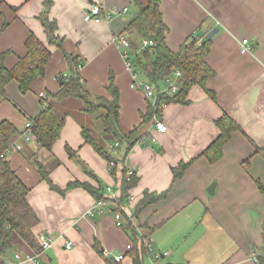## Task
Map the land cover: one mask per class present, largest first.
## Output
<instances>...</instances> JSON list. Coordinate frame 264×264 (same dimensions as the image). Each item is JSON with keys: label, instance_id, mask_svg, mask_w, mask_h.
<instances>
[{"label": "crops", "instance_id": "crops-1", "mask_svg": "<svg viewBox=\"0 0 264 264\" xmlns=\"http://www.w3.org/2000/svg\"><path fill=\"white\" fill-rule=\"evenodd\" d=\"M46 1L50 6L45 18L55 22L62 49L47 46L39 20ZM147 1L0 0V54H7L5 68L25 57L30 36L51 53L45 75L26 94L19 92L14 80L5 87V96H0V123H10L21 134L16 141L21 150H13L6 159L29 189L26 202L38 219L32 233L38 246L40 237L46 235L53 238V244L35 251L16 237V248L4 256L6 264H106L103 257L118 256H123L120 264H133L129 251L135 246L139 254L142 246L147 249L142 264H151L153 253L162 255L160 264H254L251 254L264 248V0L159 1L168 32L165 43L171 51L177 52L192 38L206 40L216 31L205 59L214 71L206 89L215 93L216 100L193 85L188 104L162 107L158 120L166 126L164 133L155 129L151 118L125 154V146L104 133L97 119L102 111H84L83 104L72 98L49 100L55 112L65 117L51 152L33 137L23 140L25 124L42 109L37 96L56 93L72 60L81 65L80 80L92 100H111L106 88L114 83L119 94L118 124L124 133L141 124L150 104L143 93L130 88L132 72L113 38L121 35L128 40L133 63L145 39L126 29L137 14L136 3ZM93 5H102L113 18L100 23L85 20ZM244 39L250 46L248 54L239 52L238 44ZM136 78L146 80L139 74ZM166 88L160 86L161 91ZM224 114L237 122L240 131L225 142L222 157L209 163L202 154L218 138L216 122ZM82 130L115 161L113 171L108 160L85 143ZM36 162L46 168L56 188L64 190L75 181L87 184L97 190L104 206L88 215L96 198L83 188L64 195L51 190L41 182ZM180 163L189 165L174 179L173 169ZM122 165L134 173L137 182L128 192L134 201H124L127 220L118 228L107 188L120 197ZM127 221L136 231L134 240ZM67 241L71 249L65 248Z\"/></svg>", "mask_w": 264, "mask_h": 264}, {"label": "trees", "instance_id": "trees-1", "mask_svg": "<svg viewBox=\"0 0 264 264\" xmlns=\"http://www.w3.org/2000/svg\"><path fill=\"white\" fill-rule=\"evenodd\" d=\"M159 1L148 0L145 5L137 2V14L126 29L127 31L133 29L141 39H150L155 44L151 49V54H149V49L136 54L133 61L134 73L153 83L157 92H161L160 86L163 84L167 86L169 84L168 81H174V74L178 71L180 78H178L176 83L177 91L172 94L168 92L158 94L154 107L148 105V112L143 116L141 124L135 127L133 131L124 133L118 124L119 94L114 83L111 81L106 88V91L112 97L111 100L105 98L92 100L83 86V81L80 80L79 73L74 70L78 63L72 60L71 69L67 77L64 78L63 75L61 77L63 82L60 88L56 93H46L44 98L40 99L42 109L37 117L30 120L34 141L42 149L44 148L48 152L52 151L65 122V117L59 112H55L49 100L59 102L74 98L82 102L85 108L84 111L91 113L102 111V114L97 119L100 121L104 133L112 140L118 142V144L124 145L125 154L131 150L146 123L153 116L161 115L162 109L159 107L161 104H188V91L193 85L199 86L214 101L216 100L215 93L206 89L208 80L214 77V71L205 61L209 53L210 40H200L201 44L198 46L196 42L199 39L192 38L181 44L177 52L171 51L165 43V37L168 32L161 17ZM43 6L44 10L47 9L50 6L49 1L44 2ZM46 12V10L42 11L39 20L44 27L47 46L62 49V41L55 35L56 24L46 20ZM25 47L27 52L25 57L10 69L5 68L4 65L7 54H0V96H5V87L12 80L18 83L19 92L26 94L31 84L45 75L46 65L51 61V53L34 36H30L26 40ZM216 126L219 131L218 138L202 154L209 163L215 162L222 157V148L225 142L230 139L232 133L240 131L237 122L226 114L216 122ZM20 137L21 134L13 125L6 121L0 123V264H6L4 256L8 251L16 248V237L23 241L29 249L39 250L37 238L32 233V229L38 224V219L26 202L29 189L25 187L15 171L11 169L8 159H6L8 155H4L6 150L11 149ZM82 138L99 156L105 158L108 162H115L105 150L103 151L99 147L90 133L82 130ZM67 154L71 156L73 153L67 149ZM188 165L189 163H180L177 168L173 169V178H180ZM35 166L41 182L47 184L51 190L64 195L75 188H83L91 193L96 200L101 199L97 195V190L77 181L67 184L64 190L58 189L52 184L46 168L38 162L35 163ZM111 170L113 171L114 168H111ZM136 182L137 178L135 175L129 177L128 180L125 174L122 175L119 201L124 202L128 198V192L136 186ZM124 220H127L126 216ZM126 224L128 231L131 233V238L134 240L137 236L136 231L130 222L127 221ZM93 246L99 255L103 257L99 244L95 243ZM146 252V247L142 246L139 254L135 246L129 251V257L133 264H142V259H144ZM255 253L259 264H264V248L258 251L255 250ZM103 260L106 264H120V262H115L111 258L106 259L103 257Z\"/></svg>", "mask_w": 264, "mask_h": 264}, {"label": "built area", "instance_id": "built-area-1", "mask_svg": "<svg viewBox=\"0 0 264 264\" xmlns=\"http://www.w3.org/2000/svg\"><path fill=\"white\" fill-rule=\"evenodd\" d=\"M126 11H127V9L123 10V12H126ZM112 18H113L112 14H110L109 12L104 10V7L102 5L91 6L90 9L84 15L85 20H87V21L91 20V21H94L95 23H100V21H102L103 19L110 20ZM113 41L115 43H117L118 47L123 49V52H122L123 57L126 61L128 69L132 72L133 81H132L130 88L135 89V90H139L141 93H143L147 102H149L150 106L154 107L158 94H160L162 92H168V93L172 94V93H175L177 91L176 83L178 81V78H180V74L178 71L174 74V77H175L174 81H168L169 84L167 85V88L161 92H159V91L157 92L155 85L148 80H142V81L136 80L137 74L134 73V64L132 63V61H130V53H129L130 46H129L128 40L121 35H119V36L116 35L113 38ZM200 44H201L200 40L196 42V45L199 46ZM238 45H239L240 54H248L250 52V46H249L248 41L246 39L240 41ZM154 46H155L154 42L152 40L146 38L145 40H143L141 42L140 53L149 49L148 50L149 54H151L152 53L151 49ZM80 69H81V65H78V64L74 68V70L78 73L80 72ZM63 77L66 78L67 74H64ZM44 96H45V94L41 93L37 97L39 99H41V98H44ZM163 106H164V104H161L159 107L161 109H163L162 108ZM158 119H159L158 116L152 117L155 129L159 133H164L166 131V126L163 125V123H161ZM32 137H33V134L31 131V122L27 121V123L25 124V132L23 134V140L25 142H28L32 139ZM117 146H118V144H115V147H117ZM13 150L14 151H20L21 146L19 144L15 143L11 149L6 150L4 155H9L11 152H13ZM109 167H110V169L114 168L115 164L113 162H109ZM120 168H121L123 174H125L127 180L129 179V177L134 175L133 172L126 170L124 168V165L120 166ZM107 191L110 194V201H112L114 203V206H115V208H114L115 210L113 211L115 226L118 228H121L124 224L125 216L128 217L126 214L127 211H126V207H125V206H127V204H125V202L119 201V198H116V196L112 192L111 188H107ZM126 201H127L126 203L131 204L134 200L132 199V197L128 196ZM104 204H105V201L96 200V204L91 208V210H89L88 215H91L94 211H96L100 207L104 206ZM52 244H53V238L49 235L41 236L39 239V247L42 250H46L47 248H50L52 246ZM71 246H72V243L70 241H67L65 243L66 249H71L70 248ZM152 255H153L152 259L150 260L151 264H160V261H161L160 258H162V255L158 254V253H153ZM250 257H251V260L254 264H259L257 254L255 252H253ZM15 258L19 259V256L16 255ZM122 259H123V256H118V257L114 258V261L120 262V261H122Z\"/></svg>", "mask_w": 264, "mask_h": 264}, {"label": "water", "instance_id": "water-1", "mask_svg": "<svg viewBox=\"0 0 264 264\" xmlns=\"http://www.w3.org/2000/svg\"><path fill=\"white\" fill-rule=\"evenodd\" d=\"M214 34H216V31H212L211 33H209L208 35H207V37H206V40L208 39V40H210L211 39V37L214 35ZM213 188H214V183L210 186V188L208 189V193L211 195L212 194V190H213Z\"/></svg>", "mask_w": 264, "mask_h": 264}, {"label": "rangeland", "instance_id": "rangeland-1", "mask_svg": "<svg viewBox=\"0 0 264 264\" xmlns=\"http://www.w3.org/2000/svg\"><path fill=\"white\" fill-rule=\"evenodd\" d=\"M76 102H79L80 104H82V103H81L80 101H78V100H77ZM96 140H97V139H96ZM97 141H98V140H97ZM146 264H148V263H146Z\"/></svg>", "mask_w": 264, "mask_h": 264}]
</instances>
